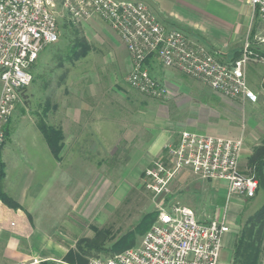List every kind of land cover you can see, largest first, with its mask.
<instances>
[{
    "label": "rangeland",
    "instance_id": "obj_1",
    "mask_svg": "<svg viewBox=\"0 0 264 264\" xmlns=\"http://www.w3.org/2000/svg\"><path fill=\"white\" fill-rule=\"evenodd\" d=\"M54 1L59 39L45 48L31 66L33 79L21 92L8 119V134L0 146L4 172L1 190L6 166L8 181L13 185L18 177L12 164L15 158L21 159L30 169L24 172L23 182L30 183L33 188L42 187L32 195V203L36 204L32 210L35 217L33 222L29 221L32 226L35 221L39 235L44 232L48 236L47 245L58 243L67 249L61 264H86L96 256H110L139 247L144 232L135 233L131 246L116 251L111 249L112 244L132 231L143 216L154 213L156 217L157 205L166 203L184 204L196 215L201 214L198 218H217L225 211L229 231L235 237L239 235L247 219L264 204V181L259 180L253 197L241 199L243 209L233 215L229 208L231 200L226 202L225 195L224 203L219 206L205 194L203 183L198 180H208L181 170L157 192L151 187L155 182L146 174L148 169L155 167L154 163L162 159L165 146L175 142L184 130L227 138L242 137L243 140L245 136L239 131L242 121L237 120V114L221 111L220 105L229 99L217 92L208 95L200 88L194 91L193 88L182 89L179 86L171 89L174 93L168 90L170 93L167 92L164 98L137 92L126 82L131 62L118 36L96 18L72 22L61 7V0ZM251 28L262 37L256 40L263 41L264 26L255 17ZM209 48L217 53L216 49ZM79 76H84L90 85L93 80H100V87L96 90L106 93H102L95 103L86 94L83 98L77 97ZM91 89L95 90L94 87ZM65 101L72 107L67 116L60 112V105ZM89 104H97V109L101 110V124L106 126L97 133L76 127L79 120L77 106L87 107ZM46 105L49 109L43 113ZM40 118L46 124L59 128L63 136V150L61 148L56 159L58 164L52 171L44 166L48 165L45 156L51 152L37 128ZM64 124L67 128L63 130L61 125ZM173 129L176 130L175 137L163 146L167 138L165 134ZM252 154L253 150L244 155L241 153L243 171L250 167ZM35 166L39 168L37 177L33 174ZM57 219L59 223L56 226L54 222ZM94 228L106 233L104 241L98 243V246L103 243L105 249L91 245L95 239ZM262 250L260 264H264V247ZM69 251L80 255L83 262L66 260ZM231 259V248L223 246L220 263L231 264Z\"/></svg>",
    "mask_w": 264,
    "mask_h": 264
},
{
    "label": "built area",
    "instance_id": "obj_2",
    "mask_svg": "<svg viewBox=\"0 0 264 264\" xmlns=\"http://www.w3.org/2000/svg\"><path fill=\"white\" fill-rule=\"evenodd\" d=\"M54 2L0 0V146L15 103L33 79L31 66L45 48L59 39ZM246 2L264 26V0ZM61 7L72 22L96 18L118 36L131 62L126 82L141 94L167 96L166 86L150 74L147 66L150 59L156 58L162 66L228 99L257 100L244 74L248 62L261 59L252 49L250 34L243 41L240 55L224 61L185 31L162 22L141 0H61ZM242 148V137L184 130L175 142L165 146L162 159L146 174L155 182L151 187L157 192L182 170L208 181L224 182L226 202L251 198L258 189V179L251 167L242 170ZM228 232L225 211L217 218L200 219L184 204L157 205L156 217L139 247L96 256L86 264H221L223 237Z\"/></svg>",
    "mask_w": 264,
    "mask_h": 264
},
{
    "label": "crops",
    "instance_id": "obj_3",
    "mask_svg": "<svg viewBox=\"0 0 264 264\" xmlns=\"http://www.w3.org/2000/svg\"><path fill=\"white\" fill-rule=\"evenodd\" d=\"M148 6L153 10L156 16L165 24L170 26H176L181 30L193 35L195 39H199L208 47L217 50L219 57L224 61H232L236 59L241 52L242 43L244 38L253 31L252 36V49L260 56L259 60H252L248 62L244 68L245 79L250 90L257 96L255 103L240 100H227L228 104H221V111L227 114H237V120H241L242 123L239 126V131L245 136L243 139L242 153H249L256 146L264 142V41L256 40L260 37L257 31L251 28V23L254 15V10L246 2V0H144ZM256 18V17H255ZM262 38V37H260ZM118 58H114L117 61ZM118 59L117 62H119ZM127 63V69L130 62ZM147 66L150 74L157 80L164 83L167 91L171 89H178L181 87L193 88L196 91L197 88L204 90L208 95L215 93L210 88L204 86L200 82L186 77L185 75L176 72L174 69L163 67L156 58H152L148 61ZM84 76H79L76 84L77 97L93 98V103L102 96L104 92H98L101 81L93 80V84L90 85L86 82ZM113 84V83H112ZM95 90H92L93 88ZM172 87V88H171ZM1 89V88H0ZM91 89V90H87ZM86 90V91H85ZM117 90V88L115 89ZM198 90V89H197ZM170 91H168L170 93ZM117 92H120L117 90ZM174 93V92H173ZM206 94V93H205ZM170 94H168L169 97ZM67 96V95H65ZM213 98V97H212ZM60 112L62 114L69 113L71 105L67 101L60 105ZM97 104H89L87 107L77 106L76 112L78 118L76 127L78 129L97 130L104 128L102 121H100V111L97 109ZM73 110V109H72ZM81 114H85L81 116ZM87 114V115H86ZM67 125H61L64 130ZM110 127V126H107ZM176 130L168 131L163 146L175 137ZM236 137V136H235ZM41 139L42 136H41ZM168 140V141H167ZM44 141V140H43ZM66 141V140H65ZM64 141V142H65ZM65 144V143H64ZM46 145V143H45ZM162 146V147H163ZM63 150V148H62ZM45 163L52 171L54 165L58 162L53 158L52 154L47 152L45 156ZM242 158V157H241ZM16 160L12 164V168L17 171V180L13 185L8 181V167L6 166L5 177L3 179L2 191L9 198L14 200L20 208L14 209L8 207L0 201V241H2V247H0V260L2 264H61L64 263L63 257L67 249L58 243L48 244L49 241L41 232L40 235L37 232V227L31 225L35 217L33 204V193H36L42 187H32L33 185L25 184L23 179L25 178L24 172L30 171L28 166H25L21 159ZM36 167V166H35ZM56 168V167H55ZM39 172V168L33 174L37 177L36 172ZM63 173V168H61ZM51 174V173H50ZM201 184L205 188V194L214 202L221 206L224 203V195L226 192L225 183L220 180L201 181ZM242 200L239 198L231 199L229 203L230 211L233 215H237L242 211ZM29 216V218L27 217ZM201 214H197L198 217ZM200 218V217H199ZM233 218V217H232ZM203 219V218H200ZM59 219L55 220L54 224L57 226ZM2 238V239H1ZM235 236L231 230L223 237V246L227 245L233 249L235 242Z\"/></svg>",
    "mask_w": 264,
    "mask_h": 264
},
{
    "label": "trees",
    "instance_id": "obj_4",
    "mask_svg": "<svg viewBox=\"0 0 264 264\" xmlns=\"http://www.w3.org/2000/svg\"><path fill=\"white\" fill-rule=\"evenodd\" d=\"M253 31L251 30L250 37L252 38ZM49 109L48 105L42 110L43 113L47 112ZM7 125V124H6ZM37 128L41 132L42 138L46 143L48 149L55 159L58 158V154L62 148L63 136L59 128H55L51 125L45 123V121L40 118L37 122ZM5 139L8 134L7 127L5 126ZM249 165L253 169L258 182L264 181V142L259 144L253 149V154L249 159ZM4 176L3 172V162L0 159V182ZM259 185V183H258ZM0 200L11 208H20V206L5 195L0 188ZM29 217V216H28ZM155 219L154 213H149L143 216V218L135 225L132 231L127 232L119 239H117L111 246V249L116 251L121 249V247H128L133 244V237L138 233L146 232L153 220ZM95 239L92 240V246L98 249L103 248L101 243L104 241L105 234L102 230L94 228ZM106 237V236H105ZM264 247V204L255 213V215L249 217L245 223V226L241 233L236 236L235 242L232 249V259L231 264H260V258L262 249ZM81 250V248H80ZM77 261L79 263L83 262V258L80 255H73V252L69 251L66 254V260ZM40 264H45L42 262Z\"/></svg>",
    "mask_w": 264,
    "mask_h": 264
}]
</instances>
